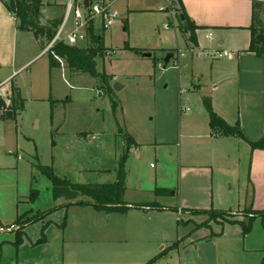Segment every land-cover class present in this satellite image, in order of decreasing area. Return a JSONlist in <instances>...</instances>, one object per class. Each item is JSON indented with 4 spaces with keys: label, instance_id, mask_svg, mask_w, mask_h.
<instances>
[{
    "label": "rangeland",
    "instance_id": "obj_1",
    "mask_svg": "<svg viewBox=\"0 0 264 264\" xmlns=\"http://www.w3.org/2000/svg\"><path fill=\"white\" fill-rule=\"evenodd\" d=\"M68 1L43 0L37 16L40 28L54 31ZM172 2L119 0L118 19L101 34L96 76L73 72L65 60L64 67L51 68L47 34L39 36L43 43L32 32L19 34L18 72L2 89L0 108V264H17L18 236L33 241L44 238L50 233L45 230L50 221L62 232L66 225L68 230L75 229L51 239L48 246L56 252L55 264H99V259L101 264H199L194 248L186 253L179 220L182 206L191 204L196 188L205 191L207 180L196 178L186 165L200 155L195 164L212 166L214 188L225 186L228 178L221 172L225 160L216 153H225L231 145L227 139L206 135L208 114L199 92L192 90L190 72L195 62L205 64L206 58L210 62L209 49L198 55L199 48H188L189 32L182 27L181 14L171 12L175 10ZM86 46L98 43L80 45ZM179 51L184 55L179 56ZM146 52L151 56H145ZM169 53L173 56L166 62ZM10 72L5 69L1 80ZM117 82L120 89L115 88ZM12 85L19 87L23 109L12 106ZM8 111H12L10 118ZM235 169L239 174V168ZM54 175L92 185L115 184L124 176L123 203L152 206L151 218L144 223L159 232L152 238L132 236L109 243L106 237L123 230L124 217L96 213L89 205L90 196L73 193L71 188L65 192L67 186L56 185ZM74 202L76 207L67 210V204ZM207 205L235 209L232 202L220 204L217 194ZM54 208L58 209L53 212ZM208 214L212 219L230 215L217 210ZM12 221L14 227H10ZM130 224L134 225V219ZM178 240L183 246L175 245ZM106 248H113L114 255L94 256ZM226 256H218L221 264L228 262ZM252 259L250 254L236 255L227 264H252Z\"/></svg>",
    "mask_w": 264,
    "mask_h": 264
},
{
    "label": "crops",
    "instance_id": "obj_2",
    "mask_svg": "<svg viewBox=\"0 0 264 264\" xmlns=\"http://www.w3.org/2000/svg\"><path fill=\"white\" fill-rule=\"evenodd\" d=\"M178 3L177 0H173L175 10L172 9L171 12L180 15L184 10L190 20L199 26L196 29L197 43L191 42L187 37L186 45L187 43L190 45L188 48L218 50L219 52L227 50L231 53L229 56L211 57L210 62L206 58L205 64L195 62L190 72L194 86L192 90L199 92L204 108L203 99L209 97L213 110L229 125L239 124L248 140L261 139L264 136V56L249 50V47L252 37L253 5L256 3L260 6V18L264 24V0H182V3ZM21 32L32 31L19 30L15 16L9 11L5 2L0 0V79L2 78L1 73L7 68L11 69V72L3 80H14L13 75L18 72L17 50L18 37ZM210 33H212V38H210ZM36 41L43 43L41 38H36ZM1 99L3 96L0 95ZM1 116L0 109V118ZM208 118L209 132L206 135L214 138L216 136L219 140L227 139L226 143L231 145L225 153H216L217 158L225 160V167L221 169V172L227 176L228 181L225 186L220 184L215 189L212 166L198 167L195 160L200 158V155L192 157L193 162L186 165L188 171L202 181L207 180V185L204 192L196 188L197 192H193L191 204L186 207L182 206L179 223L182 225L183 235L181 237L184 241L178 240V244H174L183 246L180 243H184L187 246L186 253H190L194 248L198 252L199 264H221L218 260L219 255H227V263H229L236 255L244 257L249 254L253 256L252 264H262L264 258L262 220L254 213H244L243 209H249L252 212L264 210V150H253L249 142L243 138L216 133L210 125L209 114ZM194 135L203 134L195 133ZM235 167L239 168V174L234 173ZM207 176H211L210 184ZM215 194L220 204H231L232 202L235 204V209L230 208L231 205H218L229 206L228 208L217 207L219 209L206 207L210 200L214 201ZM185 203L184 198L183 204ZM75 204V202L68 203L67 210L76 207ZM90 204L96 213L105 211L110 213L109 217L113 214L124 217L123 230L106 237L109 243L123 239L128 241L132 236L141 240L152 238L159 232L158 228L152 230L144 223L146 218H151V211L154 209L148 204L140 206L127 202L125 205L128 207L113 210L96 207L93 202ZM57 209L54 208L53 212ZM213 210L230 215L226 219H212L208 212ZM252 216L254 217L251 229L245 233L244 225L249 223ZM133 219L134 225H131L130 221ZM213 220L216 221L215 226L211 222ZM15 225L12 221L10 227ZM45 230L50 233L49 235L44 234V238L33 241L25 236L19 246H16L18 257L20 255L17 264H55L56 252L48 245L51 239L62 232V229L50 221ZM67 230L68 225L64 228L63 235L70 231L74 233L75 229ZM220 245L223 246L220 247ZM114 253L113 248H106L97 250L94 256L98 255L97 259H99L100 256H113ZM46 255L51 259L46 258ZM99 260L101 264V259ZM74 263L78 264L73 261L72 264ZM79 264H83L82 261Z\"/></svg>",
    "mask_w": 264,
    "mask_h": 264
},
{
    "label": "trees",
    "instance_id": "obj_3",
    "mask_svg": "<svg viewBox=\"0 0 264 264\" xmlns=\"http://www.w3.org/2000/svg\"><path fill=\"white\" fill-rule=\"evenodd\" d=\"M9 9V11L15 16L17 20V28L22 31H32L35 36L39 38L41 33H46L51 40L56 30L59 26L60 21H55L54 31L41 29L38 23V14L43 5V0H3ZM179 3H182V0H177ZM260 6L258 4L253 5V23L251 26L252 37L251 44L249 50L255 51L258 54L264 56V25L260 18ZM182 14L184 15V20H181L182 27L189 32V39L194 43H197L196 37V29L199 27L195 25L187 15L186 11L183 10ZM19 20V21H18ZM93 41L98 43L97 47H80V46H70L64 44L62 42L56 44L53 47V51L59 55L62 60L66 61L69 65V68L73 69V72H82V73H90L93 76L98 74L97 72V62L96 58L99 55L100 50L103 48L102 38L94 35ZM49 65L51 68L61 67L62 64L58 61L54 54L51 53L49 57ZM68 99V98H67ZM205 108L210 117V125L216 133H222L223 135L228 136H237L243 138L249 142L252 149H262L264 150V136L257 141H250L246 138L239 124L235 126L229 125L222 117H220L212 107L211 99L209 97H204L203 99ZM11 103L12 106L16 107V109L24 108V99L21 98L18 87L12 85V95H11ZM4 105L2 100H0V108ZM112 108L115 112L117 109V102L115 100L112 101ZM40 168L44 169L46 172L50 173L51 169L41 166ZM47 169L50 171H47ZM115 184H102V185H92V184H75L71 183L67 180L60 179L53 176V181L56 185H65L67 188L64 190L68 192L70 188L73 190V193L77 191L86 194L92 198L93 205L96 207L103 209H124L126 206L122 201L123 193L126 189V183L124 176ZM56 189V187H55ZM60 192V189L58 190ZM91 203V202H90ZM123 203V204H122ZM255 216L260 217L262 220V224L264 227V210H258L253 212ZM252 216L249 220V223L244 225V231L247 233L251 229V223L253 221ZM27 221H34L33 218H28ZM19 220H17V223ZM16 224V223H15ZM45 237V236H44ZM22 237L18 236L17 245L22 242ZM163 252L159 253L155 257V259L159 258ZM154 259V260H155ZM153 261V260H152ZM151 261V262H152ZM264 264V258L262 261Z\"/></svg>",
    "mask_w": 264,
    "mask_h": 264
},
{
    "label": "built area",
    "instance_id": "obj_4",
    "mask_svg": "<svg viewBox=\"0 0 264 264\" xmlns=\"http://www.w3.org/2000/svg\"><path fill=\"white\" fill-rule=\"evenodd\" d=\"M88 1V2H87ZM119 0H69L66 6L65 16L60 22L54 37L48 43L46 50L54 54V57L61 62L62 58L53 51V47L62 42L70 46H80L82 43L93 41L94 35H99L110 30L114 22L118 19L116 4ZM162 9H164L162 7ZM212 38V33H210ZM103 40V38H102ZM45 50V52H46ZM110 55V52H107ZM180 56L184 52H179ZM198 55H205L203 50L197 51ZM207 56L216 58L220 56H229L231 53L227 50L219 52L218 50H209ZM64 67V66H63ZM10 79H0V95L2 89L8 85Z\"/></svg>",
    "mask_w": 264,
    "mask_h": 264
},
{
    "label": "water",
    "instance_id": "obj_5",
    "mask_svg": "<svg viewBox=\"0 0 264 264\" xmlns=\"http://www.w3.org/2000/svg\"><path fill=\"white\" fill-rule=\"evenodd\" d=\"M87 2H88V1H87ZM184 18H185L184 15L181 14V19L184 20ZM144 55H145V56H151V53H150V52H146ZM172 56H173V53H169L168 56L166 57L165 61L168 62L169 59H170ZM121 87H122V86H121V84H120L119 82H117V83L115 84V88H116V89H120ZM11 115H12L11 112L8 111V116H11Z\"/></svg>",
    "mask_w": 264,
    "mask_h": 264
}]
</instances>
